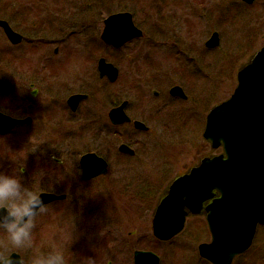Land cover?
<instances>
[{
  "label": "flooded vegetation",
  "instance_id": "obj_1",
  "mask_svg": "<svg viewBox=\"0 0 264 264\" xmlns=\"http://www.w3.org/2000/svg\"><path fill=\"white\" fill-rule=\"evenodd\" d=\"M255 1L12 0L6 2L7 9L0 3V20L21 38L11 40L0 27V37L4 39L0 41V66L5 63L6 69L12 71L11 84L22 81L29 88L23 102H14L12 108L16 113L8 114L28 122L15 127L11 133L19 128H28L26 133L45 131L61 137L70 133L75 146L82 148L80 144L88 143V149L79 158L55 159L53 155L50 158L61 175L63 171L68 172L69 178L79 185L71 192L74 199L86 192L84 189L103 183L101 189L94 191L97 199L92 209L98 214L101 205L106 222L100 224L90 207L85 229L90 240L94 236L106 244L107 264H119L126 257L136 264V253H152L158 257L159 264L166 261L164 255L166 264H213L200 255L199 247L212 241L208 216L217 209L221 190L218 185L208 186L210 179L206 172L195 181L200 182V192L192 191L190 182L175 192L171 189L176 181L191 175L208 159L223 154L222 147L213 149L204 137L209 113L222 102L207 112L206 99L201 94L191 110L186 105L190 99L184 85L190 83L195 88L204 85L207 73L201 67L206 64V55L202 52L220 49L221 29L213 26L223 18L218 2H241L233 5L241 4L252 10ZM258 9L264 14V1ZM208 20L211 29H215L206 39ZM254 25L255 38L250 39L248 47L241 45L233 55L237 61L233 68L239 69L232 94L239 86V72L264 46L262 35L263 42L257 47V35L264 23L254 20ZM214 34L218 35L219 44L210 48L207 43ZM241 58L246 62L239 64ZM101 66L106 67L103 73ZM18 72H21L20 81L15 79ZM176 80L181 83H175ZM220 83L221 79L217 90ZM152 85L166 86L168 90H153L150 95ZM93 86L98 87L94 90ZM176 88L185 97L176 95ZM79 96L81 99L74 105L72 99ZM178 123L181 124L177 126ZM176 129L184 134L197 133L199 151L194 149L192 156L183 159L182 154L189 156L191 152L184 144L178 158L173 154L167 156L166 149L171 146L166 141L167 133ZM80 137L86 140L80 142ZM86 155L100 159H92V163L105 165L101 174L90 179L84 176L81 165ZM159 156L163 158L161 161ZM43 159L38 158L36 162L41 163ZM197 194L201 195L197 197ZM55 195H64V200L68 198L67 194ZM165 202L164 213H186V221L179 234L162 240L154 233V219ZM120 211L135 214L137 220L136 228L128 231L126 237H119L117 233L126 224L121 222L115 226L111 222L110 214H121ZM146 213L151 218L146 219ZM138 214L145 216V222H138ZM188 224L192 227L189 236L200 238L206 234L209 238L195 239L200 240L196 246L198 257L181 254L195 241L179 238ZM261 230L264 235V225L257 227L255 237ZM255 237L250 248L231 264L243 257L251 259L241 260L242 264L263 263L264 238L252 256H247ZM158 243L160 249L156 247Z\"/></svg>",
  "mask_w": 264,
  "mask_h": 264
},
{
  "label": "rangeland",
  "instance_id": "obj_2",
  "mask_svg": "<svg viewBox=\"0 0 264 264\" xmlns=\"http://www.w3.org/2000/svg\"><path fill=\"white\" fill-rule=\"evenodd\" d=\"M263 1L264 0H256L251 6L255 9L252 10H248V8L241 4L233 5V3L241 2H218L221 5L223 18H219L215 21L213 26H218L221 29L223 39L221 40L220 49L217 51L212 53L202 52V55H206V64L201 67L203 69L205 68L207 73L204 85H200L197 88H195L196 86L193 84L190 85V83H185L186 85H184L190 99L186 105L190 106L191 110L195 108V100H197L196 98H199L201 94L202 97L206 99L205 107L207 112L231 96L236 85L235 77L239 69H237V67L236 69L233 68L237 63L233 55L241 48V45L244 44L243 47L246 48L250 44V39L255 38L254 34H256V32L253 29L254 20L257 22L259 21L260 24L264 23V14L258 9L259 6H263ZM6 2H12V0H0L2 7L5 9H7ZM143 2H149V0H143ZM219 4H217V6ZM207 18L209 17L207 16ZM255 26L256 25H254V27ZM206 29H208L206 39H209L215 29H211L209 20L207 21ZM262 35H264V28H262L259 35H257V38L259 37L257 47L263 42ZM0 41H4L3 37H0ZM2 53H6V51ZM245 62L246 60L243 58L238 61L239 64ZM3 65L0 66V111L7 115H11L12 113H16V110L12 108L14 102H23L24 98L27 97L29 93V88L20 81L21 72H18L15 77L16 81L20 82L11 84L9 80L13 78L12 71L6 69L5 63ZM220 79L221 85H219V90H217V82H220ZM197 80L199 83H203L202 79ZM175 83L181 82L176 80ZM97 87L98 86H93L92 89L94 88L95 90ZM145 90L147 91V88ZM150 90V95H152L153 90L162 92L168 89L166 86L156 87V85H152L150 86ZM92 94L98 96L95 91H93ZM86 105H88V103ZM19 113H22V111ZM180 124L181 123H178L177 126ZM36 126L35 124L30 127L32 128L31 130H34ZM26 129L28 128H19L7 136L0 137V173L11 175L19 165H22L23 173L21 182L26 187L32 188L37 193L49 192L68 195L67 200L48 205L47 211L37 217L33 237V251H48L54 247L63 252L68 264H86V261L89 259L94 261V264H107L109 256L106 253V244L101 242V238L94 236L93 240H90L87 230L85 229L87 221H89V215H87V213H90V210L95 214L94 217L97 216L96 219L100 224L106 222V218L102 215V206L100 204V206H98L100 208L98 214L92 209L94 208V206H92L94 204L93 202L97 199L96 192L94 191L101 189L103 183H95L90 186V188L84 189L86 192H83L80 197L74 199L71 192L78 188L79 185L69 178L70 174L68 172L63 171L61 175L60 169H58L55 161L50 158L51 155H53L55 159L79 158V156L88 149V143L80 144L82 146L81 148L75 146L73 135L70 133L62 135L61 137L59 135H49L45 133V131L37 133L30 131L26 133ZM159 137L162 136L159 135ZM179 137L180 139L178 141L182 143V145L176 141ZM85 140V137H80V142H84ZM166 141L168 144L173 142L174 145H177L181 149H183L182 147L184 144L189 146L187 148H190L191 152L189 156H186V153L184 155L182 154V158L184 159L192 156L194 149H199L200 139H198L197 133L195 134L192 132L191 134H184L181 130L178 131L176 129L171 133H167ZM178 154L180 156V153ZM38 158L44 159L41 163H37L36 159ZM162 159V156H159V161ZM91 193H93L94 197ZM120 213L121 214L111 213L110 217L113 218L111 222H113L115 226L116 224L121 225V222L126 224V229L124 228L122 231L117 232L120 234L119 237H126L128 231L136 228L134 225L137 224V220L135 214L131 212L120 211ZM145 216L146 219L149 217L151 218L150 213H146ZM145 216L138 214V222H145ZM138 228H140V226H138ZM190 229L192 230V227L188 224L185 233L179 238L188 240L199 238L192 234L189 236L191 233ZM122 233L123 235H121ZM146 234H148V232L144 235ZM138 237H140V235H138ZM110 238L111 236H109V239ZM207 238L208 236L204 234V237H200L199 239L204 241ZM262 238H264L263 230L256 235L252 250L247 256H252L254 251L258 249ZM200 240L192 242L191 248L189 247L182 251L183 253L181 254H186L190 257H198L196 246ZM4 245V236L0 233V249H3ZM156 247L160 249V244L158 243ZM109 248L112 249L113 247ZM13 253L19 254L22 258L28 254L20 251L10 252L9 254L11 255ZM261 255L264 257V250ZM163 258L167 261L165 255ZM247 259L249 261L251 258L243 257L236 260V263H241V260L245 262L244 260ZM166 261L162 260L161 264H166ZM256 262L257 264H264V261L263 263ZM119 264H132V262L131 259L126 257Z\"/></svg>",
  "mask_w": 264,
  "mask_h": 264
},
{
  "label": "water",
  "instance_id": "obj_3",
  "mask_svg": "<svg viewBox=\"0 0 264 264\" xmlns=\"http://www.w3.org/2000/svg\"><path fill=\"white\" fill-rule=\"evenodd\" d=\"M0 26L11 40L20 39L6 22L0 21ZM218 41V35L214 34L207 46L215 47ZM105 68L100 67L102 73ZM174 91L178 93L176 95L184 96L179 88ZM80 99V96L74 97L72 103L75 105ZM27 122L0 113V135ZM204 137L214 149L223 146L224 154L208 159L210 162L203 163L191 175L176 182L171 192L179 190L186 182L191 183L192 191L200 192V182L195 181L205 172L210 179L208 186L218 185L222 192L221 202L208 216L212 243L201 245L200 254L213 264H231L237 255L251 246L258 224H264V48L239 73V86L233 96L211 111ZM92 159L98 157L86 155L81 161L88 179L105 169L103 163H92ZM42 198L49 205L64 200L65 196L42 193ZM166 205L165 202L160 207L154 219V233L162 240L180 233L186 221V213H164ZM135 263L159 264V259L152 253H136Z\"/></svg>",
  "mask_w": 264,
  "mask_h": 264
},
{
  "label": "clouds",
  "instance_id": "obj_4",
  "mask_svg": "<svg viewBox=\"0 0 264 264\" xmlns=\"http://www.w3.org/2000/svg\"><path fill=\"white\" fill-rule=\"evenodd\" d=\"M23 166L11 175L0 173V233L5 245L0 249V264H68L62 251H33L36 219L47 211L42 194L22 184ZM28 253L23 258L10 252ZM86 264H94L87 260Z\"/></svg>",
  "mask_w": 264,
  "mask_h": 264
},
{
  "label": "bare ground",
  "instance_id": "obj_5",
  "mask_svg": "<svg viewBox=\"0 0 264 264\" xmlns=\"http://www.w3.org/2000/svg\"><path fill=\"white\" fill-rule=\"evenodd\" d=\"M169 140V139H168ZM176 141H178L177 139H176ZM175 141V142H176ZM178 143L180 144V145H182V143H180L179 141H178ZM183 149L185 148V147H182ZM183 149H181V148H179L177 145H174L173 144V142L171 143V146H169V148L168 149H166V151L168 152L167 153V156H169V154L170 155H175L176 157H174V158H178V156H179V154L178 153H181V151H183ZM191 151V150H190ZM184 178V177H183ZM183 178H181V179H183ZM181 179H179V180H181ZM178 180V181H179ZM178 181H176V182H178ZM187 183V182H186ZM185 183V184H186Z\"/></svg>",
  "mask_w": 264,
  "mask_h": 264
}]
</instances>
